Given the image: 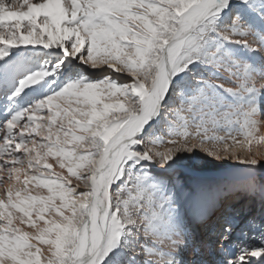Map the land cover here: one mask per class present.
Returning <instances> with one entry per match:
<instances>
[{
    "label": "snow or ice",
    "instance_id": "snow-or-ice-1",
    "mask_svg": "<svg viewBox=\"0 0 264 264\" xmlns=\"http://www.w3.org/2000/svg\"><path fill=\"white\" fill-rule=\"evenodd\" d=\"M261 144L264 0H0V264H264Z\"/></svg>",
    "mask_w": 264,
    "mask_h": 264
},
{
    "label": "rangeland",
    "instance_id": "rangeland-1",
    "mask_svg": "<svg viewBox=\"0 0 264 264\" xmlns=\"http://www.w3.org/2000/svg\"><path fill=\"white\" fill-rule=\"evenodd\" d=\"M39 115H46V114H39ZM240 151V150H238ZM241 152V151H240ZM205 160H208L209 162L211 160L204 158ZM200 161V160H199ZM198 162V161H196ZM195 162V164L189 162L188 160L183 161L182 165L176 169L175 173L173 174L175 175H179L181 177V181H184L185 183H189L192 180V183L196 180L195 177H197L198 179L201 178H217L219 176H227L225 174H222V170H217L214 169L211 165L207 166V167H201L199 166L197 163ZM228 163H236L235 161H227ZM211 163L213 164H220L222 162H217V161H211ZM226 163V162H224ZM238 164V163H236ZM240 165V164H238ZM241 166V165H240ZM47 174V171H45ZM239 175V174H238ZM258 176L260 175H264V169H261L258 173ZM194 178V179H193ZM191 183V184H192ZM33 189L34 191H37V189H35V186L33 185ZM3 192V189L0 190V193ZM235 202L238 204H242V207L238 208V212L240 213L239 215V221H243V219L245 218V214L246 213H250L252 215L255 216H259L261 213V205L259 203V200H255L252 201L251 199H245V198H238L235 196H229L225 201L224 204H228L227 202ZM186 202H184V207L182 209L183 212H186ZM251 205V206H250ZM226 206V205H225ZM251 207V208H250ZM243 208V209H242ZM250 208V209H249ZM221 212V213H220ZM222 214H225V208L224 207H220L219 209L215 210V214L211 216V220L209 221V223H216L217 221L222 222ZM188 215V213H187ZM241 216V217H240ZM221 217V218H220ZM201 226L200 228V232H201V239L203 240L204 244L208 247V248H212L215 245V234L214 237L212 235H210L209 231H205L204 228ZM202 229V230H201ZM211 240V241H210ZM209 258V257H208Z\"/></svg>",
    "mask_w": 264,
    "mask_h": 264
},
{
    "label": "bare ground",
    "instance_id": "bare-ground-1",
    "mask_svg": "<svg viewBox=\"0 0 264 264\" xmlns=\"http://www.w3.org/2000/svg\"><path fill=\"white\" fill-rule=\"evenodd\" d=\"M39 115V114H38ZM241 152H245V149H239ZM259 151L262 155V157H264V144H261L259 146H256V145H253L252 146V151L253 152H256V151ZM49 163L53 164L54 168H53V171L55 172H63L64 175H68L67 173V170L66 169H61L58 165V162L55 158H50ZM199 166L201 167H207V166H212L214 169H217V170H222V174H225L227 176H234V175H238V174H241L245 169H244V166L243 165H238L236 163H220V164H213L211 163V161L209 162L208 160H205V159H201L200 161L196 162ZM262 163H264V159H262ZM44 171H48V170H44ZM221 177V176H219ZM194 179V178H193ZM198 178L195 177L194 180H197ZM182 183H185L184 181H181ZM75 183V181H74ZM192 183V180L191 182L189 183H185L186 185H191ZM2 188H0L1 190ZM37 191H41L43 192L44 194H46L47 190L46 189H37ZM185 193H187L188 191V187H185L184 189ZM186 212L188 213V217L189 218H192L193 220L196 219L197 215L199 214V212L202 211V209L198 208L196 205H194L191 201H187L186 202ZM228 204H231L233 205V207L238 211V208L240 210V208L242 207V204H238V203H235V202H227ZM228 204H225V205H228ZM251 206V205H250ZM251 208V207H250ZM249 208V209H250ZM243 209V208H242ZM240 212V211H239ZM221 213V212H220ZM251 213V212H250ZM228 215H231L230 213H228ZM222 217V216H221ZM220 217V218H221ZM241 217V216H240ZM236 219L239 221V216L236 217ZM203 229V228H202ZM201 229V230H202ZM25 230H28V231H31L30 228H26ZM208 232V231H207ZM210 235H212L213 233L210 232ZM214 237V234L212 235ZM211 241V240H210ZM216 241V240H215ZM210 249V248H206L205 249V252L207 254V250ZM190 256L194 255V254H189ZM209 259H211V257H209Z\"/></svg>",
    "mask_w": 264,
    "mask_h": 264
}]
</instances>
